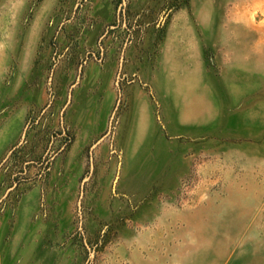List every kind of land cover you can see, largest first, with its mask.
<instances>
[{"label":"rangeland","instance_id":"374dc122","mask_svg":"<svg viewBox=\"0 0 264 264\" xmlns=\"http://www.w3.org/2000/svg\"><path fill=\"white\" fill-rule=\"evenodd\" d=\"M0 264H264V0H0Z\"/></svg>","mask_w":264,"mask_h":264},{"label":"water","instance_id":"95a60500","mask_svg":"<svg viewBox=\"0 0 264 264\" xmlns=\"http://www.w3.org/2000/svg\"><path fill=\"white\" fill-rule=\"evenodd\" d=\"M80 68H81V66H80ZM69 99H70V95H69ZM102 139H103V138H101V140H102ZM97 144H98V143H97ZM97 144H95L94 147H95Z\"/></svg>","mask_w":264,"mask_h":264}]
</instances>
